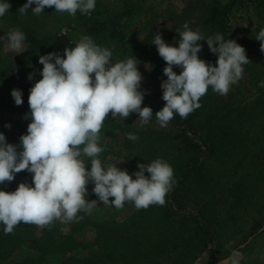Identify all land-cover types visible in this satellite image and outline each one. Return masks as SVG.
I'll return each mask as SVG.
<instances>
[{"label":"rangeland","instance_id":"374dc122","mask_svg":"<svg viewBox=\"0 0 264 264\" xmlns=\"http://www.w3.org/2000/svg\"><path fill=\"white\" fill-rule=\"evenodd\" d=\"M24 3L10 0L9 10L0 16V36L5 37L0 40V61L7 57L10 66L0 67V95L6 82L12 86L4 93L8 97L3 101L0 98V131L6 139L19 143L20 135L27 130L31 119L26 115L30 113L29 90L43 67L39 55L50 51L63 55L66 46H74L81 34H89L111 49L114 60L137 57L142 104L153 109L144 124L136 112L125 118L112 117L109 112L99 133L102 163L107 166L118 161V166L134 178L138 161L149 163L162 157L172 165L175 182L180 178L166 194L163 205L139 209L132 201L124 202L123 207L99 201L89 182L87 198L98 203L88 212H78L80 219H54L45 226L71 229L73 235L90 245L88 249L95 250L91 254L84 248L81 257L91 260L95 255L103 258V264H218L219 258L232 249L240 251L241 264H264V86L260 84L264 81V49L255 37L264 28V0H96L88 13L78 9L75 15L56 11L54 6H45L35 14L31 11L34 3L21 13L19 7ZM95 16L100 21L93 25L89 20ZM109 16L115 21L129 20L116 27ZM185 21L206 37L221 33L229 22L228 38L242 44L249 57L242 77L227 94L221 95L209 86L199 98L200 106L189 113L186 132L178 123L179 114H174L166 126H161L155 116L165 103L161 81L167 78L163 72L167 62L152 42L159 31L167 42L178 43L176 29ZM16 27L25 33L24 50L18 53L7 48L6 39L7 32ZM91 27L92 32L98 27L94 32L98 36L91 33ZM199 43L202 48L198 55L216 63L217 53L209 49L207 40ZM173 68L181 71L176 65ZM30 72L32 79L28 78ZM14 87L22 90L23 102L19 105L11 95ZM129 132L137 139H130ZM84 159L90 162V158ZM188 166L191 169L183 172ZM21 181L31 183L32 173L20 170L0 187L14 190ZM194 216L213 231L217 254H213ZM42 226L37 225L34 237ZM96 227L102 241L99 245L94 240ZM32 247H36L34 242L19 247L11 258L33 254Z\"/></svg>","mask_w":264,"mask_h":264},{"label":"clouds","instance_id":"9594fccd","mask_svg":"<svg viewBox=\"0 0 264 264\" xmlns=\"http://www.w3.org/2000/svg\"><path fill=\"white\" fill-rule=\"evenodd\" d=\"M39 14L45 6L75 15L79 9L88 13L96 0H25L19 7L25 13ZM10 8V0H0V16ZM178 43L167 42L159 31L152 42L167 62L161 81L163 106L155 111L161 126L179 114L186 117L200 106V97L209 86L221 95L239 81L243 66L248 63L245 47L235 38L223 34L204 36L185 21L177 28ZM264 49V28L255 35ZM5 37L0 36V40ZM7 48L18 53L24 50L25 33L18 27L6 34ZM206 39L209 49L217 53L216 63L198 55ZM136 57V56H135ZM41 76L31 85L28 96L31 119L19 143L9 142L0 131V184L7 183L20 170L32 173V182L21 181L14 190L0 187V223L4 232H12L18 223L47 225L54 219H80L78 212L90 211L97 199H88L87 184L99 201L123 207L132 201L137 209L165 203L166 194L175 183L170 162L156 157L149 163L138 161V170L130 174L118 161L105 166L99 158L103 146L100 129L111 112L127 117L138 113L141 124L153 115L150 105L142 104V73L138 59L114 60L109 47L98 44L91 35L81 34L74 46H66L63 55L50 51L39 55ZM173 65L181 71L174 70ZM33 73H28L32 79ZM264 86V81H260ZM14 102H23L22 90L11 89ZM8 126V125H6ZM130 139H137L129 132ZM84 157L90 158L86 163ZM90 164V167L88 166ZM147 170V174H146ZM111 197V199H110ZM218 264H241V253L232 249L220 257Z\"/></svg>","mask_w":264,"mask_h":264},{"label":"trees","instance_id":"16d2710c","mask_svg":"<svg viewBox=\"0 0 264 264\" xmlns=\"http://www.w3.org/2000/svg\"><path fill=\"white\" fill-rule=\"evenodd\" d=\"M110 20L112 19L109 16ZM129 19L121 21H115L114 19L111 20V23L116 27H120L121 25L127 24ZM91 24L95 25L99 20L98 16H95L93 19L89 20ZM93 21V22H92ZM228 21V20H227ZM229 22L225 24V28H223L221 34H223L225 39H228V27ZM96 28L92 32V27L90 28L91 33L96 35L94 32ZM106 39V38H105ZM115 41L118 39L113 38ZM140 45V43H138ZM1 68H10L9 61L7 57H4L0 61ZM4 86V85H3ZM11 83L6 82L3 90V94L0 95V98L3 100L8 97L4 93L8 92L11 88ZM0 99V100H1ZM189 115V114H188ZM181 117L180 115L176 116L179 120V125L181 126L182 130L186 132V128H189V117ZM199 140V137L197 138ZM191 169V166H188L184 171ZM182 172V173H183ZM180 178H177L176 183H178ZM195 220L199 222L200 230L202 234L210 241L212 246L213 254H217V239L213 234V231L210 227L200 218L194 216ZM52 225V224H51ZM37 224L34 223H18L12 232H4V225L0 223V264H87V262H93L94 264H103V258L98 256L92 255L91 260L90 257L81 255V251L85 248L91 254L95 253V250L88 249L90 245L85 243L81 236H76L72 234V231H65L59 228H50L48 226H42L39 230L38 237H34V230L36 229ZM95 242L96 245H99L101 241H99V232L98 227H96V234H95ZM29 239L27 241L26 238ZM34 237V238H33ZM29 242H34L36 247H32V251L25 256L12 259L11 257L19 249V247L24 246ZM88 247V248H87Z\"/></svg>","mask_w":264,"mask_h":264}]
</instances>
